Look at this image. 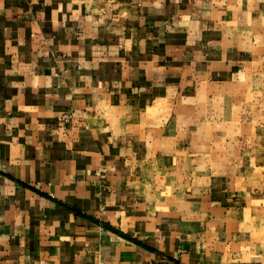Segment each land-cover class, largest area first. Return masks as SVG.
I'll list each match as a JSON object with an SVG mask.
<instances>
[{
    "label": "crops",
    "instance_id": "0c3cea01",
    "mask_svg": "<svg viewBox=\"0 0 264 264\" xmlns=\"http://www.w3.org/2000/svg\"><path fill=\"white\" fill-rule=\"evenodd\" d=\"M263 52L264 0H0V264H264L195 108Z\"/></svg>",
    "mask_w": 264,
    "mask_h": 264
},
{
    "label": "rangeland",
    "instance_id": "374dc122",
    "mask_svg": "<svg viewBox=\"0 0 264 264\" xmlns=\"http://www.w3.org/2000/svg\"><path fill=\"white\" fill-rule=\"evenodd\" d=\"M237 67L230 86L220 84L222 91H218V96H201L195 108L201 112L198 115L202 118V134L213 141L212 144L221 140L236 142L231 151L234 160L221 159L217 168L220 173L223 167L232 170L231 183L235 189L232 195L243 192L253 200L254 208L242 216L254 237L255 248L264 252V61L260 65L254 62L244 69ZM210 150L205 151L206 154H210ZM226 151L220 155L223 157ZM209 166L205 156L200 167Z\"/></svg>",
    "mask_w": 264,
    "mask_h": 264
},
{
    "label": "built area",
    "instance_id": "2783aa9c",
    "mask_svg": "<svg viewBox=\"0 0 264 264\" xmlns=\"http://www.w3.org/2000/svg\"><path fill=\"white\" fill-rule=\"evenodd\" d=\"M62 119L65 121V122H68L69 119H70V114H64V116L62 117ZM98 176H102V173L98 172Z\"/></svg>",
    "mask_w": 264,
    "mask_h": 264
}]
</instances>
